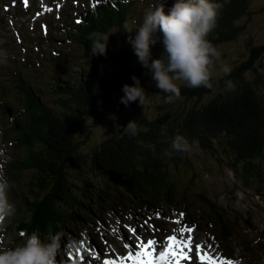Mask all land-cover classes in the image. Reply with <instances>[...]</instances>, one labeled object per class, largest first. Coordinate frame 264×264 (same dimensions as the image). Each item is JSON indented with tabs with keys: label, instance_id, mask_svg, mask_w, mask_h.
Returning <instances> with one entry per match:
<instances>
[{
	"label": "trees",
	"instance_id": "1",
	"mask_svg": "<svg viewBox=\"0 0 264 264\" xmlns=\"http://www.w3.org/2000/svg\"><path fill=\"white\" fill-rule=\"evenodd\" d=\"M213 2L219 6L218 17L207 40L217 50V43L233 40L243 30V25H235V22L248 12L250 0ZM248 50L247 57L237 62L225 76L211 80L212 89L190 88L177 82L181 95L174 102H181L179 105L171 103L170 106H162L157 101V109L161 108V112L152 119H144L142 123L138 120L136 136L127 132L125 127L131 120L125 119L121 126L119 123L115 127L118 128L117 133L104 136V140L96 145L84 140L89 137V133H85L89 126L87 119L98 122L108 113L123 111L126 105L120 102L124 96L122 89L126 84L135 86L133 77L139 79L144 90L159 93L162 98L167 95L155 87L149 68L140 66V61L134 65L127 61L117 63L112 72L92 74L85 70L87 78L79 80L81 77H78L80 85L77 90H72L70 86L65 88L72 92L63 95L66 103L64 111L59 112L52 105L42 103L36 94L34 100L30 95L32 91L24 86L23 89L30 95L28 107L33 109L30 105L33 102L35 111L38 109L43 113V122L37 123L44 124L47 131L36 136L40 147L35 153V164L40 177L35 185L42 188L47 180L43 175L46 170L52 169L57 174L53 201L61 200L66 206L75 201L71 193L73 189L83 191L84 187L78 183L82 177L88 180L86 186L96 189L127 183L139 178V167L145 171L149 170V166L163 170L171 163L188 161L194 147L197 148L196 157L201 151L207 157L216 158L224 151L226 155L223 159L236 160L230 147L244 149L264 137V41L249 45ZM163 54L161 43L153 60L162 58ZM250 70L255 71V81L246 76ZM209 94L213 96L204 100ZM30 116L34 119L35 113ZM178 134L188 140L191 151H173L170 156L165 155L171 138ZM32 140L35 141V138ZM84 145L91 146L85 150ZM93 174H97L99 179L95 180ZM91 180L97 184L89 183Z\"/></svg>",
	"mask_w": 264,
	"mask_h": 264
},
{
	"label": "clouds",
	"instance_id": "2",
	"mask_svg": "<svg viewBox=\"0 0 264 264\" xmlns=\"http://www.w3.org/2000/svg\"><path fill=\"white\" fill-rule=\"evenodd\" d=\"M218 7L213 0H174L167 10L161 4L146 12L143 22L135 29L125 24V33L135 31V36L129 35L128 41L136 56L144 67L150 69L156 86L167 94L164 103H172L180 97L178 81L190 88H213L211 67L218 53L207 36L216 26ZM88 39L92 41L91 56L106 55L109 35L93 32ZM157 43H162L164 54L162 58L153 60L152 46ZM223 70L228 72L227 67ZM133 79L135 86H123L124 96L120 102L127 106L139 100L144 106L145 90L138 78ZM125 128L132 136L138 134L136 121L129 122ZM173 151L190 152L191 145L178 134L171 138L165 155L170 156ZM10 187L0 168V264H58L62 251L59 236L42 239L39 233L34 232L26 236L23 244L11 246L14 236L8 234L5 228L6 219L16 211L15 204L9 200Z\"/></svg>",
	"mask_w": 264,
	"mask_h": 264
},
{
	"label": "rangeland",
	"instance_id": "3",
	"mask_svg": "<svg viewBox=\"0 0 264 264\" xmlns=\"http://www.w3.org/2000/svg\"><path fill=\"white\" fill-rule=\"evenodd\" d=\"M136 5L133 4V7L131 8V12L133 13V16L137 18L138 22L140 24L142 23L139 18H142L140 8H138ZM127 14V12H126ZM235 25L241 26L243 25V30L241 33L233 40L225 41V42H219L217 43V53L218 56L213 58V65L211 67L212 71V77L211 80L220 78L225 76L227 73L224 72V68L227 67L228 71L235 67L237 62L239 63L241 60H244L247 57V53L249 52L248 47L249 45H257L259 43H262L264 41V0H250V6L248 12L238 21L235 22ZM154 49V48H152ZM254 70H250L246 73V76L248 78H251V80L255 81L256 80V75L254 73ZM45 81V79H43ZM180 82V81H178ZM154 85L156 88V82L153 81ZM183 83V82H181ZM259 86L261 87L262 84L260 82ZM264 90V86H263ZM146 97H145V102L144 106L140 105L139 100L136 102H132L129 105L125 107V109L118 114H113L114 112L106 114L104 117H101L98 122L96 120L89 122L87 119V123L89 124L86 134L89 133V137L87 139H84L85 141L88 140L89 142H92L93 145H96L97 143H100L103 139L104 136H110L112 133H117L118 124L121 122L125 121V119H129L131 121H145L144 119H152L155 116H157V113L161 112V108L157 109L156 102L160 101L162 106H170L172 105L171 103H164V97L162 98V95L159 93H155L153 91H146ZM213 95H207L204 97V100H208L211 98ZM45 100V98H44ZM173 105H179L181 102H172ZM192 103V102H191ZM118 115V116H117ZM35 122H39L37 114L35 112ZM116 124V126L114 125ZM138 123V122H137ZM36 125V124H35ZM35 142H39V139L35 138ZM91 145H84V149L88 150ZM197 151V148H193V154L190 157V154L188 156V159L190 158L191 161L195 162L197 164L198 168H203L206 169V166L204 163L210 164L212 162V157H207V155L203 152L200 151V156L196 157L195 153ZM234 157V156H233ZM236 158V156L234 157ZM224 161L228 163H232L233 160L235 159H223ZM30 161V160H29ZM28 161V162H29ZM236 161V160H235ZM27 162V163H28ZM235 165V164H234ZM213 162L212 163V171L208 172V176L204 178V182L202 184L203 188L205 189L203 192L205 194H213V195H218L222 193V189L226 188L223 186L225 183V180L227 176H225L224 171H219V165ZM29 168L25 165L23 170H28ZM141 173L140 167H139V174ZM95 177L94 179H99V176L97 174H93ZM31 177V176H30ZM238 176H234V178L237 179ZM26 174H23L22 179L18 183L17 186V192H20L21 189L24 187H28L26 184ZM136 180V179H134ZM134 180L130 181V185L135 187ZM126 185L128 190L132 191V188L130 185ZM38 186L35 185V188ZM115 189L118 187V185H114ZM233 187L227 188V191L225 194L229 192V190H232ZM29 192H35L36 189H29ZM51 195V194H50ZM48 195V199L52 202H54L52 197ZM82 201V200H81ZM111 202H108L106 206H109ZM17 211H15V214L10 217V221L12 219L20 220L23 216L22 212H18V208L16 206ZM11 228L14 226L11 224ZM6 227H9V224L7 223ZM14 244L12 246H18L21 245L20 243H16L13 241ZM135 242L133 240L130 241ZM137 243V242H136Z\"/></svg>",
	"mask_w": 264,
	"mask_h": 264
},
{
	"label": "snow or ice",
	"instance_id": "4",
	"mask_svg": "<svg viewBox=\"0 0 264 264\" xmlns=\"http://www.w3.org/2000/svg\"><path fill=\"white\" fill-rule=\"evenodd\" d=\"M25 3H27V0H25ZM130 231L133 233V235H135V229H130ZM184 231L191 232L192 229L185 228ZM156 245L161 246V253L158 258L167 259L170 255L173 258L170 261V264H181L182 261L192 259V257L189 255V252L192 251L193 242L191 240H179L175 235H173L168 237L167 240L163 241L149 239L147 242L139 240L138 243L132 242L131 244H125V247L129 249L126 256L119 258L118 261L105 259L103 264H155L153 253L155 251ZM195 247L199 250L202 246L197 243ZM186 248L187 251H185ZM149 249H152V251H149ZM97 258H99V256ZM81 259L83 260V257H81ZM199 260L200 264H238L237 261L226 259L217 260L209 256L207 253L200 255Z\"/></svg>",
	"mask_w": 264,
	"mask_h": 264
},
{
	"label": "bare ground",
	"instance_id": "5",
	"mask_svg": "<svg viewBox=\"0 0 264 264\" xmlns=\"http://www.w3.org/2000/svg\"><path fill=\"white\" fill-rule=\"evenodd\" d=\"M141 1L142 0H130V2L132 3V7H133V4L136 3V5H134V6H137L138 8H140ZM127 11H128V8L126 9V12ZM130 11H131V8H130ZM139 20L141 22H143L142 18H139ZM138 23L140 24V22H138ZM124 62L126 63V61H124ZM135 62H139V59H136L133 63H131V65H134ZM37 97L39 99H41V100H44L43 96H41V97L37 96ZM35 112L38 113L37 117H38L39 122H43V119H42L43 113H41V112L36 110V111H33L32 114L35 113ZM32 114H30V115H32ZM33 120L35 121V117H34ZM2 128H4V127L2 126ZM36 136H37V134H35V138H36ZM234 176H236V175H234ZM117 185H118V187L116 188L117 190H121L122 193H128V194L132 195V191L128 190V188H125V187H127L126 185H128L127 183H120V184H117ZM35 189H36V192H38V187L35 188ZM71 193H72V196H73V198H74L76 203H79L82 206L89 207L93 212L95 210L96 205L100 201L103 203V206H106V204H108V202H112V199H113V191H112V189H108V190H104L103 191V189L102 188L100 189L99 187L96 190V193L98 195L99 200H95L93 197H91L88 193H85L84 191L79 192L78 190L73 189L71 191ZM16 200H18V199H16Z\"/></svg>",
	"mask_w": 264,
	"mask_h": 264
}]
</instances>
